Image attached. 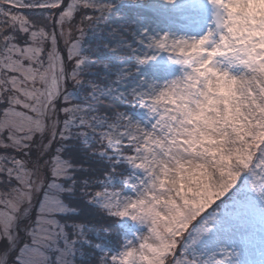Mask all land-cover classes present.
<instances>
[{"label":"snow or ice","instance_id":"snow-or-ice-1","mask_svg":"<svg viewBox=\"0 0 264 264\" xmlns=\"http://www.w3.org/2000/svg\"><path fill=\"white\" fill-rule=\"evenodd\" d=\"M0 264H264V0H0Z\"/></svg>","mask_w":264,"mask_h":264}]
</instances>
